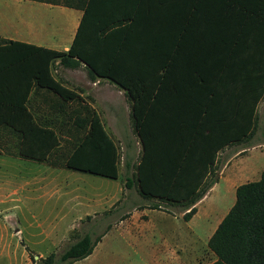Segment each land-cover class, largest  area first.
<instances>
[{
	"label": "trees",
	"instance_id": "trees-1",
	"mask_svg": "<svg viewBox=\"0 0 264 264\" xmlns=\"http://www.w3.org/2000/svg\"><path fill=\"white\" fill-rule=\"evenodd\" d=\"M37 1L81 9L83 16L67 52L18 42L3 47L0 39V51L10 49L16 53L2 66L21 63L31 71L27 85L20 83L12 88L3 83L8 78V71L0 67V127H15L24 137L41 136L44 154L30 156L45 158L49 150L56 148L58 140L52 129L35 122L26 106L32 79L66 102L81 101L76 92L51 75V64L57 58L71 68L84 63L91 76L115 82L125 89L131 101L132 123L142 152L135 175L126 176V188L136 185L143 199L154 201L149 204L150 208L159 209L163 203L180 206L185 211V220H189L197 211L196 204L216 181L213 176L218 152L233 140L228 136L221 137V119L225 116L226 123H231L235 116L241 118L244 126L249 120L242 129L241 139L249 134L252 125L254 130L256 102L264 96V70L260 68L256 76L253 105L234 106L230 102L224 104L220 98L222 85L218 77L223 59H204L203 68L198 59H193L192 104L185 115L178 116L173 113L176 108L169 104L174 59L169 54L170 48H165V43L156 39L155 8L147 7L143 11L137 0ZM229 1L247 7L254 0ZM126 2L133 6L127 7ZM141 20L147 21L144 27L139 25ZM161 101L164 104L161 105ZM83 109L85 116L80 123L83 135L66 166L102 177L119 178L121 155L117 142L109 135L95 109L87 103L83 104ZM161 114L165 115L159 116ZM125 167L129 174V161H125ZM210 176L212 179L208 180ZM106 231L96 237L85 232L59 256L52 252L40 258V262L73 264L82 260L92 254ZM208 247L216 255V259L208 264H264V169L258 180L237 187L236 200L211 235Z\"/></svg>",
	"mask_w": 264,
	"mask_h": 264
},
{
	"label": "crops",
	"instance_id": "crops-1",
	"mask_svg": "<svg viewBox=\"0 0 264 264\" xmlns=\"http://www.w3.org/2000/svg\"><path fill=\"white\" fill-rule=\"evenodd\" d=\"M137 3L143 11L147 7L156 9L154 19L158 36L156 39L159 42H164L165 48H170L169 54L174 59L170 84L172 93L169 97L170 106L176 108L174 114L185 115L186 109L192 104V95L190 94H192V84L195 81V73L191 67L193 59H198L201 68L205 63L204 59H223L218 77L222 85V89L219 91L221 100L224 104L230 102L229 104L234 106L253 105L256 97L254 90L257 87L256 76L260 68L264 70V2L254 0L247 7L229 0H137ZM126 4L127 7L133 6L130 2H126ZM82 16L83 10L60 4L37 0H0L1 46L9 47L11 46L10 42H18L67 52L76 37ZM146 22V20H141L139 25L144 27ZM12 48H16V46ZM15 54L10 49L0 51V67L2 64H8ZM2 67L8 71V78L6 77V81H3L4 84H9L7 87L14 88L20 83L23 85L29 83L31 71L28 66L15 63L12 66ZM51 75L64 86L76 92L82 100L66 102L54 91L39 86L32 79L33 85L28 94L26 106L37 124L55 132L58 145L49 150L45 158H32L31 154H44V149L41 146L43 144L42 137L36 135L24 137L17 128L2 125L0 127V155L9 157L16 169L21 167L27 170L51 169L55 173L54 170L58 168L60 173H58L59 176L52 177L39 174L31 179L29 176L24 177L22 170H18L22 174L19 175L20 172H17L18 175H14L17 180L13 182L18 186V190L19 186L28 187L32 183L39 186L50 184L78 186L80 182L87 181L84 174L88 173L66 166L75 145L83 135L80 126L81 120L85 116L81 108L83 104L87 103L96 110L115 142L112 129L105 124V121H120L122 119L119 116L120 113L116 112L118 104H122L123 107L127 105L128 111L131 112V101L128 99L125 89L108 78L91 76L84 63L77 68H71L63 65L60 58H57L51 64ZM263 102L264 96L261 101L256 102L254 130H252V125L245 139H241L242 129L249 124V120H246V126H244L241 118L235 116L232 117L234 119L231 123H226L225 116L221 119L223 120L220 127L221 137L228 136L233 140L218 152L214 165L216 181L196 204V213L189 220H185L188 223L189 233L184 232V229L165 228L164 226L159 228L161 235L164 234L163 243L160 245L164 256L158 261L154 259L153 264L209 263H205V260L199 257L202 254L198 253L192 234L195 232L193 222L199 216L201 204L217 190L221 182L227 186L230 194H234L240 184L260 177L264 167L259 165V161L264 159V150H259V147L264 145V140L259 138V108ZM162 104H164L163 101H161ZM130 112L128 116H130ZM163 115L165 114L159 116ZM262 123L264 137V121ZM28 139L29 141H27ZM49 141L52 142L51 137ZM257 154L259 155L257 156ZM56 160L59 167L48 166L49 163H54ZM210 179H212L211 176L208 180ZM78 190L76 189L74 192H79ZM27 191H21L23 194H17L11 199L12 213L21 218L37 219L42 217L34 213L32 205H30L31 202L37 201V198H42V196H31V193ZM99 196L101 197L100 202L95 198L84 200L86 197L83 198L80 194H73V192L66 193L63 199L59 200L62 211L57 216L61 219L60 222L54 225L52 222L49 224L38 222L39 234L45 236L44 241L52 238L54 244L57 245L58 241L55 242V238L58 240V235L69 234L74 230L75 226L70 224L71 219H81L95 211L98 206H104L109 202L108 195H96V197ZM151 209L154 208H144L142 212H146L149 218ZM129 213L128 219L110 226L104 236L108 231L118 230L119 234L129 240L126 248L136 249L139 247L140 250L142 243L140 244L138 241L137 244L133 240L137 238L136 234H140L142 228L146 230V227H141L143 222L136 217L138 216L136 215L137 210L129 211ZM161 213L163 212L161 211ZM184 213L185 211L181 212L179 217H174L183 218ZM134 217H136V222ZM221 220L213 227L207 241ZM20 232L28 235L33 233L23 226L20 228ZM166 234H172V236L166 238ZM102 240L95 246L91 255L73 264H79L88 258L92 262H103L105 259L106 264H114V259L112 260L114 254L109 248L103 247ZM24 247L27 246L24 244ZM39 253L34 256L36 260L45 258L43 253ZM209 254L214 261L215 254L212 251ZM124 262L122 261V263ZM31 264H38V262L34 261ZM132 264L148 263L140 257L138 260L132 261Z\"/></svg>",
	"mask_w": 264,
	"mask_h": 264
},
{
	"label": "rangeland",
	"instance_id": "rangeland-1",
	"mask_svg": "<svg viewBox=\"0 0 264 264\" xmlns=\"http://www.w3.org/2000/svg\"><path fill=\"white\" fill-rule=\"evenodd\" d=\"M115 100H117V98H115ZM121 105L118 104L116 112L118 111V113H120L119 116L122 119L120 121H105V124L112 129L113 136L120 148V176L117 179L104 178L102 176L88 173L84 174L87 181L84 180V182H80L78 186H63L55 184L39 186L32 183V185L28 187L19 186L18 190V186L13 184V182H16L17 180L14 175L17 176L20 172H18V170H22L24 177L29 176L31 179H34L35 176H38L39 174L46 177L57 176L60 172L57 170L58 168L54 170L55 173H53L51 169L27 170L22 167L16 169L9 157L0 155V264H31V262L34 261H37L38 264H43L40 262V259L36 260L34 258L37 254H40L39 252L43 253L45 257L52 252H56L59 256L65 248L73 243L81 234L89 232L93 237H96L105 232L108 229V226H113L114 224L120 223L122 220L128 219L130 217L129 211L133 212L134 210H137L136 215L138 216L136 217L143 222L141 223V227H146V230H143L142 228L140 234L137 233V238L133 240L137 244L138 241H140L143 250H139V247L136 249L126 248L125 246L129 242L128 239H125L122 234H119L118 230H113L111 232L108 231L107 235H105L102 240L103 247L112 250L114 254L112 256L114 264H128L129 262L132 264V261L138 260L140 257L147 261L148 264H153L152 261H154V259L158 261L159 258H163L164 253L160 250V245L163 243L162 237L164 234L161 235L159 230V228H163V226L165 228L184 229V232H190L187 228L188 223L185 221L184 216L183 218H176L177 216H180L181 212H183V209L180 206H171L163 203L158 210L151 209L148 218L146 212L143 213L142 210L144 208L150 209L149 204L154 201L152 202L143 199L139 195L136 185H133L132 188H126V176L135 175L136 165L141 157L142 145L139 136L134 129L131 112L128 111L129 107L127 105H124V107ZM81 108L85 115L83 106H81ZM259 111V138L260 140H264L262 134L264 102L260 104ZM129 112L130 116H128ZM259 150H264V145L260 146ZM258 155L259 154H257V156ZM125 161L130 162L129 174L126 172ZM56 162L49 163L48 166L59 167L60 165L57 160ZM259 162V165L264 167V159ZM22 173L20 172L19 175ZM259 178L260 177L254 180H258ZM76 189H79V192H74ZM25 190H28L27 192L31 193V196H42V198H37V201L30 203L33 212L42 217L37 219L31 217L21 218L16 217L15 214L12 213L11 199L17 194H23L21 191L25 192ZM68 192L80 194L83 198L86 197L84 200L95 198L96 200H99V202L101 201V197H96L97 194L108 195L109 202L105 203L104 206H98L95 211L81 219H71L70 224L75 226L74 230L69 234L58 235V240L55 238V242L58 241L57 245H55L52 238L44 241L45 236L39 234L40 228L38 222H46L45 224L52 222L53 225L59 223L61 219L57 215L62 211L59 200H62ZM235 200L236 193L234 192V194H230L227 186L221 182L217 190L200 206L201 211L199 216L195 218L193 222L195 232L192 234L196 241L198 253L202 254V256H198L202 257L203 260H205V263H210L213 259L209 254L211 250H209L208 247V236L212 232L213 227L216 226L217 222L227 214ZM108 211L112 212L107 214ZM89 216H91V218H88ZM136 217L133 218L135 222ZM22 226L27 227L33 233L28 235L20 232ZM165 236L166 238H170L172 234H166ZM24 244L27 246L26 248L24 247ZM122 261L125 262L122 263ZM104 263L106 264L105 259L103 262H92V260L88 258L81 261L79 264Z\"/></svg>",
	"mask_w": 264,
	"mask_h": 264
}]
</instances>
